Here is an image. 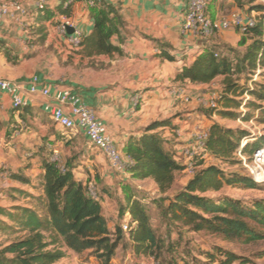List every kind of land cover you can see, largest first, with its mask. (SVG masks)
<instances>
[{"label": "crops", "instance_id": "0c3cea01", "mask_svg": "<svg viewBox=\"0 0 264 264\" xmlns=\"http://www.w3.org/2000/svg\"><path fill=\"white\" fill-rule=\"evenodd\" d=\"M19 1L30 7V14L22 21L0 23V79L22 85L29 105L17 112L11 96L0 92V196L20 178L15 172L24 169L27 161L40 163L43 176L45 174L43 163L47 158L48 141L55 137L51 136L48 116L43 111L48 100L28 93L35 77L42 86H59L80 95L105 123L124 154L129 144L140 139L145 130L162 117L178 115L174 128H163L173 137L170 147L165 145L169 151L180 149L198 129L209 130L216 123L238 128L218 120V117L229 118L201 111L211 96L208 88L223 77L206 85L175 80L205 51L239 48L242 38H246L235 28L219 31L210 38L184 33L188 0H95L97 8L106 4L118 9L124 20V27L113 38V43L123 50L122 57H87L82 47L70 45V36L75 31L82 37L92 34V7L75 3L65 12L63 3L55 1L45 13H39L33 0ZM208 1V15L217 21L228 19L233 13L245 19L264 14L250 8L241 10L239 0ZM67 21L75 29L72 34L68 31L63 35L60 28ZM251 43L249 40L245 47ZM162 53L172 60L164 58ZM181 87L187 88L191 101L175 97L173 92ZM201 97L204 99L200 100ZM99 154L105 164L104 178L113 179L105 156ZM207 162L205 168L219 167ZM119 177L128 182L132 174ZM106 198L107 203L112 201L111 197ZM108 226L113 230L110 224Z\"/></svg>", "mask_w": 264, "mask_h": 264}, {"label": "trees", "instance_id": "16d2710c", "mask_svg": "<svg viewBox=\"0 0 264 264\" xmlns=\"http://www.w3.org/2000/svg\"><path fill=\"white\" fill-rule=\"evenodd\" d=\"M70 7L71 5L64 9L65 12ZM257 9L264 13L263 5H259ZM91 17L94 30L89 36L82 37L81 41L84 55L124 56L121 47L113 43V38L124 27L119 10L105 4L101 8H91ZM243 36L246 38L241 40V47L247 46L249 40L252 43L238 59L219 55L217 57L215 50H207L192 65L185 67L175 80L206 85L223 77L225 94L220 102H224L226 107L219 115L236 119L238 113L235 112L241 106L237 100L248 93L261 103L259 106H252L260 113L256 121L264 125V85H257L256 89L249 90L232 81L234 77L255 74L258 70L264 73V15L256 27ZM162 56L172 60V57L164 53ZM250 119V116H244V121L248 122ZM160 127L165 128L166 125L158 122L151 124L140 139L129 144L125 154L134 160V165L130 168L133 178L153 179L166 190L173 185L175 174L185 171V166L174 159L175 149L169 151L164 141L155 133ZM247 136L245 131L226 128L217 123L212 125L207 141L210 156L231 164L239 153L248 158L252 157L264 146V137L257 138L242 148L241 141ZM43 166L46 214L40 216L34 209H20V216L16 220L18 231L27 235L8 246H0V264H56L65 257L62 251L50 249L59 240L77 254L91 252L105 264H111L124 240L136 256L154 258L156 261L161 259L164 243L153 229L144 204L135 195L128 194L127 205L122 210L123 216L129 215L128 233L124 232L121 225L111 230L103 215L100 193V200H94L89 195L88 187L76 181L72 171L67 170L63 174L50 161H44ZM204 166V161L198 162L196 169H200L194 178L183 190L168 197L166 216L177 224L180 231L186 230L191 236L207 234L223 242L242 244L263 241L264 200L245 202L228 197L205 196L209 192H220L227 186L244 189H257L259 186L240 174L226 175L220 167ZM46 234L52 236L51 242L47 241ZM214 248L215 252L201 253L207 260L205 263L192 257V261L183 259L179 263L172 260L168 264L250 263L248 260H241L233 252L220 247Z\"/></svg>", "mask_w": 264, "mask_h": 264}, {"label": "rangeland", "instance_id": "374dc122", "mask_svg": "<svg viewBox=\"0 0 264 264\" xmlns=\"http://www.w3.org/2000/svg\"><path fill=\"white\" fill-rule=\"evenodd\" d=\"M238 5L241 10L250 8L258 12L259 5L264 6V0H239ZM251 13V11H249ZM262 15L255 14L257 21ZM243 39V38H242ZM247 51V47L228 49L216 51L219 57L228 55L233 59H238ZM234 83H238L241 88H248L253 90L257 85H264V73L258 70L255 74H246L239 77L232 78ZM224 78L220 79L216 85L208 88V93L217 92L221 97L224 96L225 88L223 86ZM182 88V87H181ZM187 90L186 87H183ZM188 91V90H187ZM208 94V95H209ZM232 96V95H231ZM233 97V96H232ZM209 98V97H208ZM201 97L200 100H203ZM208 100V99H207ZM241 106L235 113H238L236 119H220L225 122L227 126L238 127L234 130L247 132L249 143H252L257 138L264 137V125L259 124L256 118L260 115L256 108L252 105H261L254 97L245 94L242 98L237 100ZM218 103L217 109L204 108L202 113L210 116H219V112L225 109V103ZM264 105V103H263ZM227 109V108H226ZM244 116H250V121H244ZM178 115L173 117H162L157 122L166 125V128H174L175 119ZM51 136L55 137L53 141H48V152L45 161H52L55 159L54 151H60L61 166L67 170L72 171L76 181L81 182L86 187L93 185L101 195V203L103 215L114 230L117 225L123 226L128 222V215H122V210L127 205V196L132 193L142 201L145 210L150 216L151 225L156 231L157 235L164 243V250L159 261L154 258L136 256L129 244L124 240L118 250L116 256L113 258L111 264H168L172 260H177L179 263L183 259L186 261L197 260L200 263H205L207 260L201 256L202 252H215L214 247H220L227 251L233 252L241 260H248V264H264V240L251 243H232L223 242L216 237L201 234L191 236L186 230L180 231L177 224L172 222L166 216V209L168 206V197H172L176 193L183 190L188 183L194 178L199 169L195 171H181L175 174L174 183L170 189H162L153 179L137 180L131 178L128 182H124L119 174L111 170L113 179L108 181L104 178L102 170L104 169L103 160L99 151L93 148L80 132H64L56 127L49 117ZM156 122V123H157ZM233 129V128H232ZM160 127L155 131L159 137L164 141L165 145L170 147L171 139L173 137L167 135ZM173 135V134H172ZM245 138L241 141V147ZM247 145V144H246ZM245 145V146H246ZM246 157L245 155H243ZM248 158V157H247ZM30 160V159H29ZM200 161H197V163ZM26 162H24L25 164ZM43 163V162H42ZM218 165L226 175L240 174L245 176V169L242 160L237 155L233 164L223 163L218 159L212 158L207 162V165ZM24 169L16 171L18 177L16 183H12L7 188L6 192L0 196V246H8L10 243L18 241L27 234L18 231V224L16 220L20 216V209L30 208L37 211L40 216H45L47 210V199L45 194V182L43 176V168L39 164L31 162L25 164ZM13 178L10 177V179ZM9 184V183H8ZM209 198L228 197L234 200H243L245 202H253L256 200H264V186H259L257 189H244L227 186L220 192H209L205 194ZM111 197V202H106L107 198ZM124 232L127 234L128 231ZM48 242L52 241V236L46 234ZM50 249H58L65 254V257L56 264H105L97 257L93 256L91 252L77 254L68 249L64 242L60 241L53 245ZM193 257V258H192ZM219 264V263H216ZM233 264H240L235 262Z\"/></svg>", "mask_w": 264, "mask_h": 264}, {"label": "built area", "instance_id": "2783aa9c", "mask_svg": "<svg viewBox=\"0 0 264 264\" xmlns=\"http://www.w3.org/2000/svg\"><path fill=\"white\" fill-rule=\"evenodd\" d=\"M55 1L63 3L66 8L75 3L86 4L92 8L98 6L95 0H33V5L39 13H42ZM208 6V0H188V12L183 27L184 33H193L200 37L210 38L219 31L235 28L241 35H246L257 25L256 17L245 19L238 13H233L228 19L213 20L208 15ZM29 14L30 7L24 2L19 0H0V23L7 20L22 21ZM69 29H75V27L67 21L61 26L60 32L66 35ZM81 41L82 35L76 33V31L69 39L70 45L75 48L81 47ZM216 56L218 57V54ZM23 91L22 85L0 79V92L11 96L13 109L17 112L27 108L29 105L23 95ZM28 93L33 97L41 96L47 99L48 101L44 104L43 111L52 123L64 132L82 133L88 143L105 156L112 171L119 175L130 173L134 160L119 149L105 123L93 109L85 104L80 95L59 86L55 88L42 86L37 77L32 80ZM173 94L179 100L191 101L187 90L184 88H178ZM220 99L221 96L214 92L205 101V105L209 109H217ZM208 139V129L196 130L192 133L191 139L185 141L180 146V149L175 150L174 159L176 162L183 164L185 170L195 171L197 161L206 162L210 159V153L207 148ZM249 141V137H246L242 148ZM54 155L55 159H52L51 162L57 165L61 173H66L67 169L61 166V161L58 159L60 151L55 150ZM238 156L242 160L245 176L258 186H264V146L258 149L250 158L244 157L241 153ZM88 192L94 200H100L99 192L93 185L88 187ZM122 228L128 231L130 228L129 221L125 222Z\"/></svg>", "mask_w": 264, "mask_h": 264}, {"label": "water", "instance_id": "95a60500", "mask_svg": "<svg viewBox=\"0 0 264 264\" xmlns=\"http://www.w3.org/2000/svg\"><path fill=\"white\" fill-rule=\"evenodd\" d=\"M69 31H70V34H72V33H73V29H69Z\"/></svg>", "mask_w": 264, "mask_h": 264}]
</instances>
